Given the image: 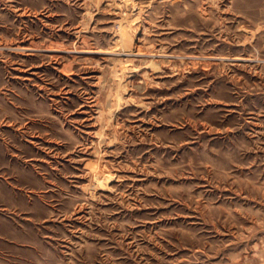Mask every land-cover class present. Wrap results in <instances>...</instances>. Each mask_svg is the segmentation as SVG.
Here are the masks:
<instances>
[{"label": "rangeland", "instance_id": "374dc122", "mask_svg": "<svg viewBox=\"0 0 264 264\" xmlns=\"http://www.w3.org/2000/svg\"><path fill=\"white\" fill-rule=\"evenodd\" d=\"M0 264H264V0H0Z\"/></svg>", "mask_w": 264, "mask_h": 264}, {"label": "bare ground", "instance_id": "6f19581e", "mask_svg": "<svg viewBox=\"0 0 264 264\" xmlns=\"http://www.w3.org/2000/svg\"><path fill=\"white\" fill-rule=\"evenodd\" d=\"M126 27H127V26H126ZM121 29H123V26H122ZM127 32H128V30H127ZM125 33H126V32H125ZM128 33H129V32H128ZM120 34H121V33H120ZM122 34H123V33H122ZM126 34H127V33H126ZM124 35H125V34H124ZM122 36H123V35H122ZM127 37H128V36H127ZM128 38H129V37H128ZM126 39H127V38H126ZM130 39H131V38H130ZM127 40H128V39H127ZM131 40H132V39H131ZM121 41H122V40H121ZM132 41H133V40H132ZM132 41H128V42L131 43ZM125 42H126V41H125ZM130 43H128V45H129ZM130 45H131V44H130ZM130 45H129V46H130ZM132 45H133V43H132ZM132 45H131V47H132ZM131 47H129V50H128L129 52H126L127 55H137V56L141 55L140 52H135V51H134V52H130V51H131V49H130ZM20 49H22V50H31V49L28 48V47H21ZM124 49H125V48H124ZM132 49H133V48H132ZM58 50H59V49H58ZM125 50H127V49H125ZM125 50H124V51H125ZM54 51H55V50H54ZM100 51H101V50H100ZM100 51H94V50H93V51H88V50H87V53H88V52H89V53H90V52H93V53H94V52H95V53L97 52V53H98V52H100ZM121 51H122V50H121ZM132 51H133V50H132ZM107 54H108V53H107ZM110 54H111V53H110ZM123 54H124V53H123ZM132 68H133V67H132ZM131 70H132V69H131ZM121 72H122V71H121ZM128 74H129V73H128ZM101 184H102V183H101ZM99 186H100V185H99Z\"/></svg>", "mask_w": 264, "mask_h": 264}]
</instances>
